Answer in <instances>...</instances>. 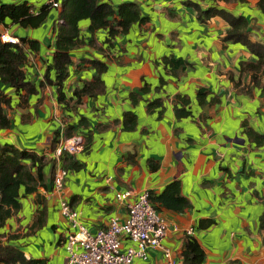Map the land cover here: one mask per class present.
Returning <instances> with one entry per match:
<instances>
[{
	"label": "crops",
	"instance_id": "crops-1",
	"mask_svg": "<svg viewBox=\"0 0 264 264\" xmlns=\"http://www.w3.org/2000/svg\"><path fill=\"white\" fill-rule=\"evenodd\" d=\"M26 1L35 6V13L39 5L47 4V0ZM101 1L114 5L133 1L148 19L117 34L110 43L105 41V29L90 31L89 20L79 22L83 43L69 51L72 63L63 85L67 106L58 101L54 85L39 86L52 62V30L61 7L51 6L36 28L0 24V33L40 44L24 66L38 88L27 105L15 106L19 97L11 88H3L11 96L7 113L12 124L0 130V142L4 139L43 154L48 178L46 188L21 197V209L7 221L3 240L16 235L10 242L27 258L64 264L69 226L60 212L61 195L80 222L95 232L111 218L125 219L127 203L140 192L159 194L179 179L188 205L181 211L159 210L167 222L162 245L171 250L172 264H183L188 238L202 249L200 264H264L260 225L264 144L257 146L247 135L248 127L264 132V92L252 86L249 73L240 71L241 62H253L256 56L241 42L226 40L230 26L222 17L201 20L193 5L243 15L251 39L264 43V14L256 0ZM169 57L181 61L170 63ZM82 58L106 64L104 91L71 99L74 88L96 73L94 67L80 63ZM199 89L208 91L202 100ZM126 115L131 120H125ZM71 126L82 134L86 148L67 154L63 163L62 155L55 156L51 149L52 139L56 130ZM52 159L55 172L67 169L61 193L49 180ZM124 191L132 194L118 200L116 194ZM131 244L122 239V247ZM132 264H167V260L162 250L151 248L146 259L136 257Z\"/></svg>",
	"mask_w": 264,
	"mask_h": 264
},
{
	"label": "trees",
	"instance_id": "trees-1",
	"mask_svg": "<svg viewBox=\"0 0 264 264\" xmlns=\"http://www.w3.org/2000/svg\"><path fill=\"white\" fill-rule=\"evenodd\" d=\"M60 1L61 9L58 11L52 30L55 44L52 62L47 65L39 86L44 87L46 83L54 85L58 94V101L67 106L69 102L65 99L63 85L70 74L69 66L72 63L69 51L83 43L79 22L83 19L89 20L88 29L90 31L105 29L107 31L105 41L110 43L117 34L126 33L133 24H143L148 18L143 15L140 6L133 1H125L116 5L101 0ZM256 4L264 14V0H256ZM193 5L197 10V17L201 20L205 21L214 16L222 17L230 26L225 37L226 40L241 42L256 56V60L253 62H241L240 71L241 73H249L252 86H257L264 92V43L251 39L248 19L243 15H234L223 8L210 6L207 9H202L195 3ZM34 8L35 6L26 0L20 2L0 0V24L14 23L21 27L36 28L43 23L52 8L48 4H41L37 7V13L33 11ZM60 19L62 22H59ZM1 34L0 130H5L10 128L12 124V118L7 113V110L12 107V101L11 96L3 88H11L19 97L15 106L24 107L27 105L28 97L35 94L38 88L34 82L28 79L24 66L28 61L29 54H37L40 44L38 40L28 37H19V43L5 42L1 39ZM168 61L180 63L181 59L169 57ZM80 63L94 67L96 73L81 87L74 88L71 99L102 93L104 91L102 74L107 69L106 64L93 58H82ZM206 93H208L207 89L197 90V96L200 100ZM131 118L132 116L126 115L125 120L128 121ZM70 129L67 128V130L62 131L63 136L81 134L74 132L72 126ZM247 135L257 146L264 144V132H258L248 127ZM59 136L60 130H56L52 139V151L58 143ZM61 155L60 158L63 159L64 163L67 154L62 153ZM55 163L54 159L50 161L52 172L49 180L52 179V181ZM46 164L47 161L43 154L37 153L34 149L18 148L8 142L0 143V264H46V261L41 258H27L20 247L12 244L10 241L16 235H8L6 240H3L7 221L21 209V197L37 192L39 187H47L48 178L43 171ZM148 194L151 204L158 211L161 208L181 211L188 205L187 199L181 194L179 179L170 181L159 194L149 192ZM37 198L40 200L41 196L38 195ZM40 213L42 216L45 209L41 210ZM260 225L261 228H264V212L260 219ZM182 257L183 264H200L202 262V249L193 238L187 239Z\"/></svg>",
	"mask_w": 264,
	"mask_h": 264
},
{
	"label": "built area",
	"instance_id": "built-area-1",
	"mask_svg": "<svg viewBox=\"0 0 264 264\" xmlns=\"http://www.w3.org/2000/svg\"><path fill=\"white\" fill-rule=\"evenodd\" d=\"M47 4L52 7L60 6L58 0H47ZM1 39L5 42L19 43L17 36L7 32L1 34ZM62 131L61 127L54 155L58 157L62 153L74 155L81 152L84 148L82 134L65 137ZM66 174L67 169L63 167L54 174L53 190L57 193H61L62 181ZM106 180L110 179L107 177ZM131 194L132 191L119 192L116 198L124 200ZM59 205L60 212L69 226L64 264H132L136 257L146 259L151 248L162 250L167 264H172L171 250L162 245L167 231L166 219L151 204L147 191L140 192L127 203L125 219L111 218L106 227L95 232L89 231L80 222L77 212L62 195ZM122 239H128L132 244L122 247Z\"/></svg>",
	"mask_w": 264,
	"mask_h": 264
},
{
	"label": "rangeland",
	"instance_id": "rangeland-1",
	"mask_svg": "<svg viewBox=\"0 0 264 264\" xmlns=\"http://www.w3.org/2000/svg\"><path fill=\"white\" fill-rule=\"evenodd\" d=\"M3 1H4V2H11V1H5V0H3ZM5 142H8V141L3 139V141L0 142V143H5ZM8 143H9V142H8ZM33 258H38V257H33Z\"/></svg>",
	"mask_w": 264,
	"mask_h": 264
}]
</instances>
